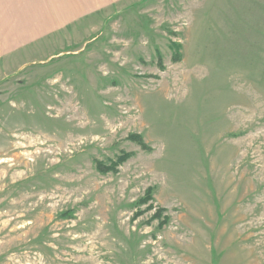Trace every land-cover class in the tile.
<instances>
[{
	"label": "rangeland",
	"instance_id": "obj_1",
	"mask_svg": "<svg viewBox=\"0 0 264 264\" xmlns=\"http://www.w3.org/2000/svg\"><path fill=\"white\" fill-rule=\"evenodd\" d=\"M0 264H264V0H0Z\"/></svg>",
	"mask_w": 264,
	"mask_h": 264
},
{
	"label": "trees",
	"instance_id": "obj_2",
	"mask_svg": "<svg viewBox=\"0 0 264 264\" xmlns=\"http://www.w3.org/2000/svg\"><path fill=\"white\" fill-rule=\"evenodd\" d=\"M126 158H127V155H123L121 158L118 159V161L113 162L109 166H107V165H105V164L100 162V163H98V168L103 173H106V172H109V171H116V167L119 164V162H122ZM150 192H151V190H149L148 195H149Z\"/></svg>",
	"mask_w": 264,
	"mask_h": 264
}]
</instances>
